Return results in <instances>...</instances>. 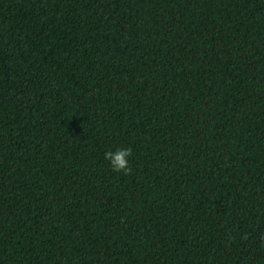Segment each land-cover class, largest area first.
<instances>
[{
    "label": "trees",
    "instance_id": "obj_1",
    "mask_svg": "<svg viewBox=\"0 0 264 264\" xmlns=\"http://www.w3.org/2000/svg\"><path fill=\"white\" fill-rule=\"evenodd\" d=\"M0 264H264V0H0Z\"/></svg>",
    "mask_w": 264,
    "mask_h": 264
},
{
    "label": "clouds",
    "instance_id": "obj_2",
    "mask_svg": "<svg viewBox=\"0 0 264 264\" xmlns=\"http://www.w3.org/2000/svg\"><path fill=\"white\" fill-rule=\"evenodd\" d=\"M131 156L130 148H117L116 150H108L104 153V158L109 162L111 168L115 172H123L125 174L131 171L128 164V158Z\"/></svg>",
    "mask_w": 264,
    "mask_h": 264
}]
</instances>
